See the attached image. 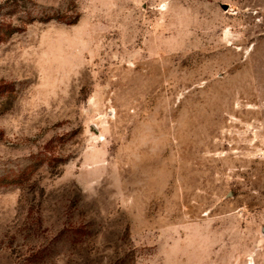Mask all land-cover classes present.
<instances>
[{"label":"rangeland","instance_id":"374dc122","mask_svg":"<svg viewBox=\"0 0 264 264\" xmlns=\"http://www.w3.org/2000/svg\"><path fill=\"white\" fill-rule=\"evenodd\" d=\"M0 264H264V0H0Z\"/></svg>","mask_w":264,"mask_h":264},{"label":"water","instance_id":"95a60500","mask_svg":"<svg viewBox=\"0 0 264 264\" xmlns=\"http://www.w3.org/2000/svg\"><path fill=\"white\" fill-rule=\"evenodd\" d=\"M223 8L228 9L229 8L228 4H223Z\"/></svg>","mask_w":264,"mask_h":264}]
</instances>
